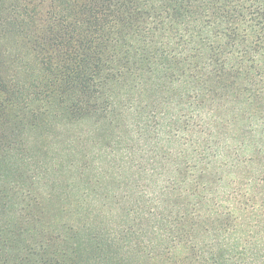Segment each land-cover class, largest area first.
<instances>
[{
  "label": "trees",
  "instance_id": "1",
  "mask_svg": "<svg viewBox=\"0 0 264 264\" xmlns=\"http://www.w3.org/2000/svg\"><path fill=\"white\" fill-rule=\"evenodd\" d=\"M13 1L0 0V18L10 15L1 25L16 22L19 50L10 73L0 67V164L20 171L0 169V264H117V255L126 264H264V149L249 137L222 133L232 128L218 117L211 139L232 171L213 175L210 155L201 159L194 149L137 156L147 163L135 164L136 176L150 177L137 184L134 176L123 179L126 165L124 175L113 174L107 164L113 154L100 146L89 161L97 157L102 165L81 166L79 125L90 120L104 140L116 126L112 101L103 94L110 81L128 76L122 51L82 0H61L58 31L38 42L26 24L29 9ZM252 1H226L233 29L246 17L264 15V0ZM50 114L61 121L60 214L50 202L54 188L46 190L41 165L32 161L37 143L60 151L38 130ZM87 138L100 140L89 131ZM30 170L38 171L32 179ZM100 245L113 250L111 259Z\"/></svg>",
  "mask_w": 264,
  "mask_h": 264
},
{
  "label": "rangeland",
  "instance_id": "2",
  "mask_svg": "<svg viewBox=\"0 0 264 264\" xmlns=\"http://www.w3.org/2000/svg\"><path fill=\"white\" fill-rule=\"evenodd\" d=\"M15 1L30 11L26 24L33 41H45L58 31L61 0ZM82 1L91 10L89 16L104 24L115 49L122 51L119 54L126 61L128 76L124 82L110 81L109 90H104L103 95H109L113 105L112 120L116 126L113 132L106 130L112 135L104 140L103 130L96 131L90 120L76 129L81 137L76 144L81 166L102 165L97 157L89 161L100 146L113 154L107 160L113 174L119 177L126 165L128 173L122 172L123 179L134 176L137 184L149 177L136 176L135 164L147 163L137 156L172 157L179 151L194 149L201 159L210 155L213 175L232 171L230 159L217 155L220 144L211 139L218 117L232 128L225 127L222 133L230 132L242 140L249 137L256 147L264 149V15L246 17L233 29L225 12L228 0ZM2 21L0 67L10 73L13 54L19 51L18 36L11 24L16 22L1 25ZM48 120V125L38 130L55 140L60 151L53 153L39 140L42 145L37 143L36 151L33 149L32 161L41 165L46 190L54 188L50 202L54 213L60 214L65 191L64 186L61 188V182H65L61 175V127L57 126L61 121L53 114ZM88 131L100 140H89ZM0 169L20 171L16 164L2 163ZM27 173L32 179L38 171ZM89 251L95 252L94 247ZM105 251L111 259L113 250ZM117 259V264L130 263L118 255Z\"/></svg>",
  "mask_w": 264,
  "mask_h": 264
}]
</instances>
